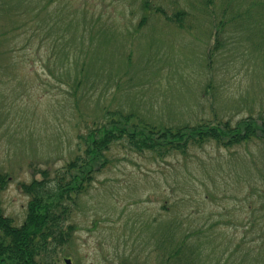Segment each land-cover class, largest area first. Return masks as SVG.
<instances>
[{"label":"rangeland","instance_id":"374dc122","mask_svg":"<svg viewBox=\"0 0 264 264\" xmlns=\"http://www.w3.org/2000/svg\"><path fill=\"white\" fill-rule=\"evenodd\" d=\"M160 1L189 12L190 29L152 17L138 26L134 0H0V204L16 225L29 201L20 185L72 159L104 109L159 126L264 114L260 0ZM107 156L71 207L57 264H160L169 233L193 234L198 264H264L251 244V208L264 204L260 139L162 158L117 143Z\"/></svg>","mask_w":264,"mask_h":264},{"label":"trees","instance_id":"16d2710c","mask_svg":"<svg viewBox=\"0 0 264 264\" xmlns=\"http://www.w3.org/2000/svg\"><path fill=\"white\" fill-rule=\"evenodd\" d=\"M159 1L134 0L140 12L138 26L152 17L174 29H190L189 12L179 5L168 12ZM252 4L264 11V0ZM83 20L85 24L87 21ZM251 20L250 17L247 21L243 20L248 31L251 23L247 22ZM256 46L264 48V41ZM80 68L82 73L83 63ZM74 81L75 87L83 83L82 77ZM101 121L105 122L99 124L93 121L97 133L91 131L87 137L89 140L78 135L76 153L64 166L55 169L52 175L48 170L38 171L41 174L39 179L33 178L29 183L20 185L21 191L29 197L25 218L20 225L3 214L0 204V264H57L58 257L55 255L67 244L74 231V226L69 223L71 207L75 205L76 197L91 183L93 174L109 162L107 153L114 144L120 143L136 152H149L159 158L169 153L185 155L188 148L200 147L209 141L217 146L232 147L260 139L264 146L263 113L254 118H241L233 125L228 120L214 119L213 123L200 120L195 124L159 126L133 111L104 109ZM8 181V175L0 171V193ZM256 192L264 195V191ZM257 213L263 216L264 204L251 208V244L255 251L262 252L264 219L256 217ZM192 235H161L160 264H198V243L188 242Z\"/></svg>","mask_w":264,"mask_h":264},{"label":"water","instance_id":"95a60500","mask_svg":"<svg viewBox=\"0 0 264 264\" xmlns=\"http://www.w3.org/2000/svg\"><path fill=\"white\" fill-rule=\"evenodd\" d=\"M64 264H71V260L68 258L64 259Z\"/></svg>","mask_w":264,"mask_h":264}]
</instances>
